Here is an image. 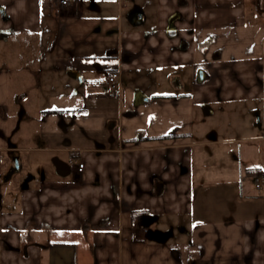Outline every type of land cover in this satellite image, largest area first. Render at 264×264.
Masks as SVG:
<instances>
[{"label":"crops","instance_id":"1","mask_svg":"<svg viewBox=\"0 0 264 264\" xmlns=\"http://www.w3.org/2000/svg\"><path fill=\"white\" fill-rule=\"evenodd\" d=\"M249 2L0 0V47L20 48L0 54V214L8 211L0 264H43L52 248V264H264V184L255 187L264 177L263 110L243 139L194 137L198 108L213 115L215 104L264 100V0ZM134 3L147 15L137 30L125 18ZM27 64L47 74L53 93L38 131L18 135L11 76ZM113 72L121 95L106 84ZM79 98L114 113L109 135L90 145L71 132L69 112L87 110L71 108ZM237 140L255 146L216 148ZM55 158L70 167L57 172ZM144 216L156 218L150 228Z\"/></svg>","mask_w":264,"mask_h":264},{"label":"rangeland","instance_id":"2","mask_svg":"<svg viewBox=\"0 0 264 264\" xmlns=\"http://www.w3.org/2000/svg\"><path fill=\"white\" fill-rule=\"evenodd\" d=\"M248 2L249 0H246V3L248 5L246 6L247 9L250 6V2ZM246 20L248 22L249 18ZM56 25L57 22L55 19V31H57ZM52 40L53 37L50 38L47 44H49ZM49 46L45 45V48H48ZM16 49L17 51H20V48H15V46L11 44L1 45L0 54H14V52H16ZM27 52L35 54L37 56L39 55L37 54L38 51L34 52V49H28ZM22 53H26L24 49H22ZM40 55L42 57V52L40 53ZM11 63L13 65L15 62L13 61ZM37 63L39 67L42 66L40 60ZM43 64L47 65L52 63L48 58ZM38 66L34 67V64H27L20 68L13 69L11 82L13 91L15 93L14 95H16V103H13L14 105L12 104V106L14 107L10 112V120L11 122H13L15 128L18 125V122L20 123L21 129L18 132V135L29 134L38 131L37 128L39 124L37 123V119L39 117V109L42 106H46V99L53 93L48 89L49 87L47 74H42L41 72L37 71L36 69ZM188 84H190V82H188ZM61 93L62 91H58L56 92V95ZM71 93L73 94V92H69V94ZM65 95L67 94L65 93ZM78 105H83L84 109L87 110L83 112H69V115L74 120L71 132L80 135L86 134L88 137V145L93 144L99 138H106V136L109 135L107 125L110 121L107 119L113 116L114 113L108 111H99L97 108L99 104H83L82 99L80 100V98L76 99V102L72 104L71 108H80L78 107ZM213 108L215 111L213 115H208L200 108L195 110L194 137L196 140L198 139L199 141H207L211 134L214 135L213 132L218 135L219 140L229 138L243 139L251 135L249 133H246L244 128L252 125L255 126L258 121V116H254L255 110L262 109L264 113V100L256 104H249L245 102L230 104L220 103L215 104ZM20 114L23 115L21 119ZM253 146H255V143L250 140H237L232 145H220L216 148H218L219 150L221 148H225L227 150L231 149L234 150L236 154H238L239 151H245L252 148ZM203 148L205 150H210L213 147L204 146ZM8 186L10 189L12 185ZM3 193L6 205H8L4 206L3 209L11 210L15 207V203H11V199L13 197L10 194L7 195V193L4 191ZM6 212L8 211H3V215H5ZM3 215L0 214L1 217ZM41 242H46L45 237L41 238ZM55 249L52 248V250H46L44 252L43 264H52V260L55 263V259L59 255Z\"/></svg>","mask_w":264,"mask_h":264},{"label":"water","instance_id":"3","mask_svg":"<svg viewBox=\"0 0 264 264\" xmlns=\"http://www.w3.org/2000/svg\"><path fill=\"white\" fill-rule=\"evenodd\" d=\"M125 18L127 21V25L132 29V30H137L139 28H143L147 24V15L145 12V7L139 3H134L133 6L128 10V12L125 14ZM176 17H173L169 20L168 22V35L170 38H174L178 35L176 26ZM53 164L57 170V172H61L62 168H65L66 166L70 167L69 164L61 161L59 158L53 159ZM16 170L18 171V165L16 164L15 168H12L9 172V176L16 173ZM156 221V218L153 216H144L141 218V225L145 228H150V226ZM155 233L153 231H149L150 236H154L152 239L155 238ZM165 241V239L163 240Z\"/></svg>","mask_w":264,"mask_h":264},{"label":"built area","instance_id":"4","mask_svg":"<svg viewBox=\"0 0 264 264\" xmlns=\"http://www.w3.org/2000/svg\"><path fill=\"white\" fill-rule=\"evenodd\" d=\"M75 3V0H52L53 5H61V6H70ZM120 74L118 72H113L111 74H108L106 77V84L109 87V89L115 94V95H121L122 89L120 87ZM85 164L83 162H77V168L78 171L82 172L84 170ZM264 184V177H258L255 180V187L257 189H262Z\"/></svg>","mask_w":264,"mask_h":264},{"label":"trees","instance_id":"5","mask_svg":"<svg viewBox=\"0 0 264 264\" xmlns=\"http://www.w3.org/2000/svg\"><path fill=\"white\" fill-rule=\"evenodd\" d=\"M175 136H167V137H162V138H160V139H164V138H174ZM159 139V138H158Z\"/></svg>","mask_w":264,"mask_h":264}]
</instances>
